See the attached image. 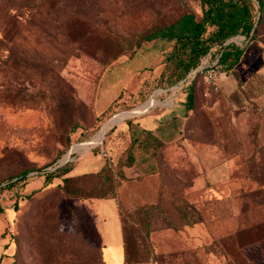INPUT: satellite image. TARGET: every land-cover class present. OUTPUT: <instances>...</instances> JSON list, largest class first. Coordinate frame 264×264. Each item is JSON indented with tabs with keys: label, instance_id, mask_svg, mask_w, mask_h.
Returning <instances> with one entry per match:
<instances>
[{
	"label": "rangeland",
	"instance_id": "374dc122",
	"mask_svg": "<svg viewBox=\"0 0 264 264\" xmlns=\"http://www.w3.org/2000/svg\"><path fill=\"white\" fill-rule=\"evenodd\" d=\"M261 1L257 33L238 44L232 69L213 64L220 51L212 46L180 79L168 58L173 40L134 42L155 25L199 15L196 0H46L18 9V25L0 40V264H264ZM178 109L160 148L135 144L125 166L140 118ZM68 152L77 171L110 160L109 179L102 172L41 187L40 170ZM88 195L115 200L119 255L104 253L98 232L112 209L92 211Z\"/></svg>",
	"mask_w": 264,
	"mask_h": 264
},
{
	"label": "trees",
	"instance_id": "16d2710c",
	"mask_svg": "<svg viewBox=\"0 0 264 264\" xmlns=\"http://www.w3.org/2000/svg\"><path fill=\"white\" fill-rule=\"evenodd\" d=\"M86 1H88L91 6L93 5L92 0ZM196 1L200 11L199 15L194 12H188L167 24L155 25L137 34L134 42L136 47H138L141 42H148L155 39L173 40V50L168 58L178 71L177 77L179 79L197 68L202 58L210 53L212 46L218 47L220 51L217 65L223 69H232L239 62L243 53V47L234 42L224 43L235 35H245L247 40H253L257 33V26L261 20L263 9V2L261 0ZM44 3H46V0H39L38 3L35 2V0H21L20 2L18 0H0V17L2 19L0 28L4 26L3 35L0 40L7 39V37L10 36L9 29L18 25L20 16L17 12L19 8L33 9L42 6ZM255 22L256 24L254 27ZM253 27L254 30L250 35ZM187 96L190 100L192 99L191 94ZM125 124H130V121L127 120ZM113 129L114 127L111 128V130ZM134 131L132 128V132L129 135L130 145L125 151L126 160L124 165L127 167H130L134 163L135 156L133 146L135 144L146 152L151 153H155L162 144L159 137L150 130L143 129L140 135H135ZM111 165L110 160L105 158L103 165L97 171L71 174L70 172L74 167V163L66 161L60 167L38 173L37 176L42 179L41 187L48 186L55 178L59 179L56 183L57 185L66 187L70 184L69 182L77 180L85 175L100 176L103 172V177L109 179L111 175ZM117 170L121 173L120 169ZM27 173V170L21 172L22 175ZM23 181L25 182L26 179L23 178ZM100 197H103V199H112L111 197ZM100 197L88 195L83 198L101 199ZM12 208L14 210L18 208L17 201L14 202ZM123 256H125V252ZM1 257L2 254H0V259Z\"/></svg>",
	"mask_w": 264,
	"mask_h": 264
},
{
	"label": "crops",
	"instance_id": "0c3cea01",
	"mask_svg": "<svg viewBox=\"0 0 264 264\" xmlns=\"http://www.w3.org/2000/svg\"><path fill=\"white\" fill-rule=\"evenodd\" d=\"M217 59V58H216ZM152 105V104H149ZM171 108V107H170ZM178 109L175 112H171V114L162 112H157L155 114H148L147 116H144L143 118H140L141 120V126L144 129L150 130L153 134L158 135L159 139L161 140V135L163 131L166 129V125L170 122V120L173 117L178 118ZM171 118V119H170ZM114 122V121H113ZM110 122V123H113ZM104 129V128H103ZM101 134L98 132L94 139L92 140L93 143H97L100 140ZM104 160H102L100 157H97V166L96 168L85 170L84 171H77V166H74L71 170V174H82L88 171H97L101 168L103 165ZM88 202V206L91 208L92 211L97 210V207L99 205H103L105 207H109L112 209V220L110 221H102L99 224L98 232L99 236L103 245L104 253L108 256L112 253H115L117 255L120 254V250L123 246V238H122V229H121V222L118 216L117 212V206L114 199H99V198H89L86 200ZM104 207V208H105ZM99 208V207H98ZM110 253V254H109Z\"/></svg>",
	"mask_w": 264,
	"mask_h": 264
},
{
	"label": "water",
	"instance_id": "95a60500",
	"mask_svg": "<svg viewBox=\"0 0 264 264\" xmlns=\"http://www.w3.org/2000/svg\"><path fill=\"white\" fill-rule=\"evenodd\" d=\"M255 24H256V22L254 23V27H255ZM254 27H253V29H252V31L250 32V35L252 34V32H253V30H254ZM225 44V43H224ZM199 70V68L197 67V68H195L192 72H190V73H188V75H191V74H194L196 71H198ZM187 75V76H188ZM182 82L183 81H181L180 82V87H181V84H182ZM174 88H177V86H175V87H173V89ZM146 110H148V108L147 109H145V110H143V111H141V112H145ZM140 113V112H139ZM105 132H103V134H104ZM102 137H103V135H102ZM90 142V141H89ZM101 142V140L99 141V142H97V143H100ZM93 143V142H92ZM97 143H94V144H97ZM94 144H91V145H94ZM70 153L71 152H68L67 154H66V156H65V158L57 165V166H55V167H53V168H51V167H48V168H44L43 170H40L41 172H44V171H47V170H50V169H55V168H58V167H60L61 165H63L66 161H68L69 159H70ZM25 175H27V174H25ZM24 175V176H25Z\"/></svg>",
	"mask_w": 264,
	"mask_h": 264
},
{
	"label": "built area",
	"instance_id": "2783aa9c",
	"mask_svg": "<svg viewBox=\"0 0 264 264\" xmlns=\"http://www.w3.org/2000/svg\"><path fill=\"white\" fill-rule=\"evenodd\" d=\"M244 39L247 40L246 36L245 35H235V36H232L230 37L226 42L225 44L229 43V42H234V43H237V44H240L241 41H243ZM218 60V59H217ZM217 60L213 63V64H217ZM215 75L214 73V69L213 67H211L210 69V73H209V77L210 78H213V76Z\"/></svg>",
	"mask_w": 264,
	"mask_h": 264
},
{
	"label": "bare ground",
	"instance_id": "6f19581e",
	"mask_svg": "<svg viewBox=\"0 0 264 264\" xmlns=\"http://www.w3.org/2000/svg\"><path fill=\"white\" fill-rule=\"evenodd\" d=\"M159 104H161V102L160 101H158V102H155V103H153L152 105H147V107L146 108H142V111L143 110H145V109H147L149 106H156V105H159ZM139 111L140 110H137V111H135L134 113H132V114H136V113H139ZM114 123H116V121H114L112 124H114ZM111 124V125H112ZM111 125H109L106 129H102L101 131H100V134H101V137H102V135H103V132H105ZM101 137H100V139H101ZM92 143V142H91Z\"/></svg>",
	"mask_w": 264,
	"mask_h": 264
}]
</instances>
